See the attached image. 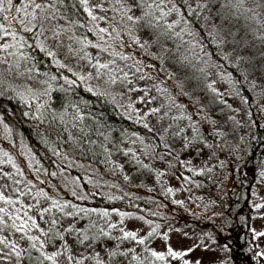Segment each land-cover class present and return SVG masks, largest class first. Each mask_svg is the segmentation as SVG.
Instances as JSON below:
<instances>
[{
  "label": "snow or ice",
  "instance_id": "1",
  "mask_svg": "<svg viewBox=\"0 0 264 264\" xmlns=\"http://www.w3.org/2000/svg\"><path fill=\"white\" fill-rule=\"evenodd\" d=\"M182 48L192 55L181 53ZM209 48L212 50H208ZM37 50L49 58L57 70H66L75 78L63 75V85L59 87L61 92L68 93L73 86L84 85V90L92 96L107 100L110 95L108 89L121 85L128 93L141 92L138 102L142 104H150L158 96L163 97L166 102L150 108L145 117L139 119L152 115L156 116L158 122L166 119L171 121L163 126L159 139L166 141L169 136L182 137L185 141L182 147L188 149L204 141V133L201 131L204 124L209 126L205 132L211 136L223 138L226 133L217 127V121L205 111L199 98L193 97L192 90L186 88L187 74L181 77L176 70L165 67L166 59H172V63L177 66L195 68L205 78L210 75L207 68L211 62V66L223 69L219 73L221 80L228 83L238 96L241 95V90L236 87L238 84H244L251 90L257 87L264 89V83H257L258 80L264 81V0H0V97L10 91L13 95L8 99H15L30 109L22 115L38 122L34 125L36 135L45 145L48 144V136L54 135L57 141L81 147L89 137V126L85 124L86 114L81 106L87 107L90 101L81 98L63 105L62 111L51 109V93L55 90L53 82L57 81V76L40 71L38 65L42 61L32 54ZM214 57L218 59H213ZM146 59L156 63H146ZM193 61H203L204 66L197 67ZM71 62H75L80 70H74ZM228 68L234 71H227ZM145 69H154L156 75ZM161 72L164 73L163 79H159ZM20 77L28 80L45 77L39 82L47 86L39 90L29 84H14L13 81ZM133 78L138 81L151 80L153 83L150 87H137ZM93 81L97 83L93 84ZM205 87L215 96L223 95L215 87L214 81L208 82ZM153 89L158 96L151 95ZM41 98L45 99L41 102ZM241 99L248 103L247 98L241 96ZM220 103L225 101L221 100ZM129 107L136 110L131 104ZM87 117L90 118L91 113H87ZM182 121L185 123L181 124ZM44 124L48 127L43 131L39 130V125ZM143 127L149 132L153 131L147 123ZM0 129L3 139L11 142L13 129L2 115ZM45 132L48 136H45ZM132 135L144 143L142 137L135 133ZM87 142L94 143L90 139ZM205 146L211 147L207 143ZM165 147L170 149L167 143ZM31 151L28 149L25 153L22 150L21 155L31 157ZM52 151L54 155H60L56 149ZM129 153L136 158L131 149L124 154L127 156ZM167 154L170 155L171 150ZM136 160L140 163L138 158ZM4 163L10 164L16 174L23 175L9 152L0 148V165ZM181 163L190 164L191 161ZM31 166L30 163L29 167ZM143 167L147 168L148 165ZM207 170L211 171L210 168ZM188 171L194 175H202L204 170L188 168ZM51 175L55 176L56 173ZM161 175L163 173H158L157 177ZM260 176L264 178V172ZM2 178L13 179V176L0 171V179ZM123 179L128 181L130 177L124 175ZM14 182L20 183L18 180ZM69 183L78 187L79 179H73ZM87 183L97 187L100 181L94 182L89 178ZM109 186L118 187L115 183ZM6 187L7 185H0V205H3L0 206V233L7 229L10 230L9 235H19L18 239H9L0 234V264H21L25 253H28V259L31 260L32 250L39 254L35 257L37 264H60L61 256L66 264H85L86 260L93 261L94 264H109L118 256L129 258L135 264H145L146 261L147 264H163L168 258L182 259L188 255V252L174 251L171 247L166 252H157L146 246L147 240L157 234L159 225L153 227L147 236L140 237L135 231L119 227L124 223L125 217L130 215L128 213L114 210L120 218L118 223H114L109 219L112 215L109 210L78 207L70 201L60 202L43 191L34 194L35 197L50 200L48 208L39 209L38 201L35 205L40 220L49 225L47 229L41 228L37 219L30 215L33 205H25L20 199L6 196ZM14 191L19 196L29 194L28 191ZM167 191L171 193L173 190L169 188ZM96 194L92 193L91 196ZM71 195L78 200L90 199L89 194L78 193L75 187L71 189ZM107 198L121 199L112 195ZM179 203L183 204L182 201ZM254 207L264 208V204ZM54 209L62 217L74 220H84L96 215L104 220L106 226L90 221L80 228L70 224L61 230L60 220H45V215L52 213ZM138 218L144 219L142 216ZM145 223L151 224V221ZM33 230L38 235L32 234ZM113 230H118L121 235L113 236ZM66 234H73L76 244L81 247L87 245L88 248H93L101 239L145 245L143 251L148 256L142 259L135 247L122 250L120 244L105 248L107 259L101 258L98 251L94 254L84 255L81 252L76 255ZM259 237H264V231L253 230V238ZM163 238L165 241L168 239L167 235ZM50 239L60 241L56 251H46ZM19 240H26L30 247H21ZM149 257L154 259L149 260ZM255 257L264 259V251L256 252ZM184 264H189V261L184 260Z\"/></svg>",
  "mask_w": 264,
  "mask_h": 264
},
{
  "label": "trees",
  "instance_id": "2",
  "mask_svg": "<svg viewBox=\"0 0 264 264\" xmlns=\"http://www.w3.org/2000/svg\"><path fill=\"white\" fill-rule=\"evenodd\" d=\"M208 50L212 49L209 48ZM28 51L31 52V49ZM180 52L185 55H192V53L190 51H186L185 48H182ZM32 54L36 55L37 58L42 61L38 65L41 72H49L50 74L57 76V81L53 82V87L55 90L51 93V109H54L58 112L62 111L63 105L78 101L81 98L90 101V104L87 107L83 105L81 106L84 113L86 114L85 124L89 126V137L85 140L81 147H73L71 144H65L62 141H57L54 135L48 136L47 132L44 133L45 136H48V144L45 145L41 141V138L36 135V129L34 128V125H36L38 122L30 120L22 115L24 111H30V109L15 99H8L9 96L13 95L10 91L6 92L3 97H0V115L4 117L5 122L8 123L13 129L11 142L9 140L3 139L2 129H0V148H3L9 152L23 173L22 176L16 174V170L12 168V166L10 168H3L0 166V171L8 172L13 176V179H0V185H7V187L4 189L6 196H11L13 199H20L25 205H33L30 215L37 219L41 228L47 229L49 225L43 220H40L38 216V210L35 205L38 201L39 209L48 208L50 207V200L43 197L34 196L35 193L40 191L47 193L51 198L58 199L60 202L70 201L78 207H84L88 209L94 208L99 210H109L111 212L112 209L118 211H127L136 207V209L143 213L146 218L156 222L155 226L169 223L166 221V218L157 216V212L148 213L147 209H150L152 206L157 207L156 205L158 204L155 197L153 196V193L156 191L153 190L161 189L166 195L164 196L166 199L170 197V193L165 188H163V186L167 182V171H170L175 166V168L182 167L181 172L188 175L193 181H196L200 188L205 192L209 190L211 196L218 195L219 197L223 198V203L220 204V199H217L214 196L213 198L210 197L213 201V205L211 206L215 207L219 205L220 207H225L227 205L226 209L223 208V212L232 211V207L234 209V218H232L231 213L228 215L229 219H232L231 222L229 221L227 224L221 223V227L213 226L210 228V239L215 242H221L231 251L234 264L239 262L237 258H244L243 254L245 252H242L244 247L248 249V253L254 251L252 236L250 233V207L248 200L251 193V187L255 183V180L260 177V173L263 172L264 168V121L260 116L261 112H259L260 114L258 112H253V107H249L252 112H243V132L238 135L239 141L241 142L240 144H232L231 141L226 140L227 138H218L209 135L207 132H205V129H208L209 126L204 124L201 128V131L204 133L205 137L204 141L198 142L188 149H184L183 147H179V150L177 148L173 149L175 146L178 147L180 144L183 145L185 141L182 137L173 138L169 136L166 141L162 143V141L159 139V134L156 131L153 130L152 132H149L148 129L143 127V124L147 123L148 121L146 122L144 119H139L141 117L138 115L136 116L127 113L120 104H118L116 101L114 102L111 98L108 97L107 100L103 98L98 99L86 92L84 90V85L73 86L72 90L68 93L59 91V87L63 85V79L61 78L63 75H67L71 79L75 78L72 77L71 73H68L66 70H57L55 65L51 63L50 59L45 57L44 54L40 53L38 50ZM60 58L63 59L62 57ZM174 58L175 57H173V59ZM204 59H207V57H204ZM213 59H218V57H214ZM65 62L68 63V61ZM166 63L171 64L177 70H180L183 73V76L185 73L187 74L188 82L192 87V89H188L192 90V93L197 95L193 97L199 98V100L203 98L198 96L202 95L204 97V94L208 95L205 85L217 78V76L215 77V75H213V79H211V74L205 78L204 75L196 71L195 68L189 66H177L173 64L172 59H166ZM193 63L196 64L197 67L204 66L203 61H200L199 63L193 61ZM71 66L74 70H80L75 62H71ZM213 68L216 67L212 66V70ZM221 71H223V69L217 68V74H219ZM227 71L231 72L234 70L232 68H228ZM43 79H45V77H37L36 80H28L26 77H20L13 81V83L29 84L36 89L43 90V88L47 86L42 85L39 82ZM186 83L187 81L185 80V84ZM64 87H67V85H64ZM233 93L236 94L234 90ZM236 97L239 99L241 95H236ZM43 99L45 98H41V102ZM162 101L166 102L164 98H162ZM219 104L220 103L217 100V105ZM32 110H34V108ZM87 113H91L90 118L87 117ZM207 113L211 115L210 112ZM213 117L217 121V127H219V125L226 124L227 131H236L238 116L236 113L228 112L226 105L221 107V112H215ZM229 117H233L234 119H229ZM167 121L169 120L166 119L160 123H166ZM170 122L171 121L168 123ZM180 123L183 124L184 122L182 121ZM147 124L149 127L151 126L149 122ZM47 127L48 125L46 124L39 125V130L43 131ZM150 128L153 129L154 126H151ZM221 130L225 131L226 129L222 128ZM173 131H175V127H173ZM133 133L143 138L144 143L142 144L145 145L144 156L147 155L149 151H152L151 161H145L144 157L136 154V158H138L140 161V163H137L136 158H133L131 153H129L127 156L124 154L125 151H127L126 145H124V143L127 142V140H129L132 136H135L132 135ZM88 139L94 141V143H88ZM165 143L170 146V149L165 147ZM205 143L211 145V147H206ZM13 145H15V147H13ZM220 145L223 147H220ZM28 149L32 150L31 157H34V159L31 167H29V164H26L27 166L24 168L22 165L24 157L21 155V151L23 150L25 153H27ZM52 149L59 151L60 155H54ZM169 150H171L170 155L167 154ZM203 150L209 152L208 158L210 161L207 162L205 160L200 166V170H204L202 175H194L193 172L188 171V168H192L191 164H182L181 161L187 162L191 156L196 157V155ZM231 154L237 155L235 164L232 165L233 168L231 167L230 174L232 176V181L235 182V185L232 186L231 189L232 192L228 189L226 191L223 190L222 187L224 186L225 179L223 178L221 172L223 158L228 160ZM168 155L169 158L164 161V167L167 171L163 170V167L159 168L157 165L153 164L152 161L159 158L164 159L168 157ZM65 157H67V159H65ZM219 159H221L220 166L215 168L217 164L216 161ZM118 160H120V162ZM143 165H148V167H143ZM123 166L127 168L126 174H124ZM209 168L211 171L207 170ZM110 169H113V173L111 174L109 172ZM192 169L196 170L194 165ZM93 171H98L100 175L96 176ZM53 172L56 173L55 176L51 175ZM30 173L32 174L30 175ZM158 173H163V175L157 177ZM124 175H128L130 177L129 180L137 181L139 183L138 187L133 188L139 190L138 195L129 196L133 198L130 201L123 198L122 195H113L121 197V199L109 200L107 197L113 192L107 190L106 188H101L100 186L93 187L92 184L87 183V179L89 178H91L94 182L95 179L98 178L103 181L112 178L118 181L117 184L120 182L121 184L127 186L129 180L124 181ZM147 176H152L154 178L152 188L149 190L142 186L143 178ZM103 177L106 178V180ZM73 179H79V186L76 187L77 192L89 194L90 199L78 200L71 195L70 191L72 189V184L69 182ZM16 180L20 181V183L16 184L14 182ZM128 188L131 190L130 186ZM14 189L28 191L29 194L19 196L18 192L14 191ZM92 193L97 194L91 196ZM16 207H19V205H16ZM71 210L72 209H66V211ZM222 216L223 215H219L218 217L221 218ZM51 218H56L61 221V230L68 227L70 224H74L76 228H80L88 224L90 221H95L98 225L106 226L104 220L96 215H92L90 218H86L84 220L79 218L74 220L71 217H62V214L55 209L52 213L45 215V220ZM61 218H64V220ZM109 219L111 222L118 223L120 218L118 215H116V213H112ZM119 227H123L125 229L123 224L119 225ZM125 230L132 231L131 229ZM9 231L10 230L6 229L0 234L8 236L9 239H18L19 234L12 236L9 235ZM32 234L38 235L35 230H33ZM147 234L148 233L141 237H145ZM112 235L119 237L121 233L118 230H113ZM198 236L202 238L200 234H198ZM68 237H71L74 240L73 234H66L67 240ZM152 239L153 237H150L146 242V246L149 249L152 248L148 246ZM18 242L23 248L30 247L26 240H19ZM90 242L91 241H89V243ZM118 242L119 240L101 239L94 245L93 248L99 244L101 246H108L112 248L118 244ZM124 242L126 243L124 247L120 245L122 250L133 247L130 245L131 242ZM59 244L60 241L58 240H48L46 251H56ZM83 247H87V245H84ZM83 247L80 246V249ZM144 247L145 245L137 246V252L141 254L142 259L145 256H148V253L143 251ZM236 247H239V249H236ZM81 252L86 255L89 251L85 252L81 249L79 253ZM74 253L79 255V253ZM38 255L39 254L35 250H32L31 256L33 259L29 260L28 253H25V257L21 261V264H37L35 257ZM118 259H123L125 264H135V262H130L129 258H122L119 256L113 258L110 264L116 262ZM152 259L154 258L149 257V260ZM59 260L60 264H66L63 256L59 257ZM173 260L175 259L168 258V260L163 262V264H169ZM146 263L147 261L145 264ZM45 264H49V262H45ZM155 264H162V262H155Z\"/></svg>",
  "mask_w": 264,
  "mask_h": 264
},
{
  "label": "rangeland",
  "instance_id": "3",
  "mask_svg": "<svg viewBox=\"0 0 264 264\" xmlns=\"http://www.w3.org/2000/svg\"><path fill=\"white\" fill-rule=\"evenodd\" d=\"M146 63H156V61L146 59ZM165 67L169 68L170 70H176L178 74L183 77V73L180 70H177L174 66L171 64H167L165 61ZM145 71L151 73L152 75H156L154 69H145ZM207 71L212 75L210 78L213 79V75L216 79H213L215 81V87L223 93L222 96H215L210 90H208L206 87L205 89L208 92V95L204 94V97L202 95L198 96L203 99L200 100V103L203 104L205 111L210 112L211 116L213 117V114L215 112H221V107H224V105L227 106L228 112L236 113L237 118V128L235 132H229L227 131L226 124L219 125L218 128L222 129L225 128L224 131L226 135L223 138H227V141H231L232 144H240L238 135H240L243 132V122H242V115L243 112H252L249 107H253V112H261L260 116L262 120L264 121V89L257 87L255 90H251L249 87H247L244 84H238L236 87L241 90V96L247 98L248 103H244L241 97L239 99L236 97V94L233 93V89L229 86L228 83L221 80L220 75L217 74V68H213L209 65L207 68ZM164 73L161 72L159 74V79H163ZM135 80V78H133ZM252 79V77H250ZM186 88L192 89L190 83L188 82V79H186ZM93 84H96V81L92 82ZM153 82L149 80L144 81H138L135 80V84L137 87L142 86H151ZM258 84L264 83V81H257ZM169 85H171V82H169ZM110 95L108 96L111 98L114 102L116 101L118 104H120L124 110L127 113L138 115L139 117H145V114L148 112V110L152 107H158L161 103H164L162 101L163 97H159L158 94L153 89L151 92V95L158 96V98L153 101L150 104H142L138 102V98L142 95L141 92H131L128 93L123 86L116 85L111 89H108ZM193 96H197L196 94H193ZM221 97V98H220ZM114 98V99H113ZM207 98V99H206ZM217 100L220 103L221 100H224L225 103H220L217 105ZM185 102L187 100L185 99ZM133 105L136 109L133 111L132 108L129 107V105ZM230 105V107H229ZM214 118V117H213ZM144 120L149 122L151 126H154L153 130L156 131L158 134L162 130L163 126L166 125L169 121L166 123H160L158 122L156 116L148 115ZM147 122V123H148ZM185 123V122H184ZM150 126V127H151ZM236 135V136H235ZM165 141H162V143ZM126 145L127 150L131 149L132 152L135 154L144 157L145 161H151V153L152 151H149L147 155L145 154V145H143L140 140L136 138V136H132L127 142L124 143ZM179 147H182L180 144L178 147L175 146L173 149L177 148L179 150ZM205 148V146L203 145ZM237 148V147H235ZM172 149V148H171ZM226 151V149H225ZM208 151L203 150L200 151L196 157H190L189 160L191 161V166L193 168H196V170H200V166L203 164V162L206 160L207 162L210 161L208 158ZM22 165L24 168H26V164H32L33 159L27 155H22ZM237 155L231 154L229 156V159L226 160L223 158L222 162V175L225 179L224 186L222 187L223 190H230L232 189V186L235 185V182L232 181L231 174V167L235 164V159ZM167 158H159L157 160L152 161L153 164L157 165L159 168L163 167V170H166L164 167V161L167 160ZM120 162V160H118ZM215 168L220 166L221 159L216 161ZM3 168H10L11 165L8 163H5L3 165H0ZM182 167H173L170 171H167V182L164 184L163 188L166 190L171 188L173 191L169 194L170 197L166 199L164 196H166L161 189L159 190H153L156 191L153 193V196L156 199V202L158 203L157 207H150V209H147L148 213H154L157 212V216L166 218V221L169 223H164L159 226L157 234L153 236L152 241L148 245L149 247H152L151 250H155L157 252H166L168 247H171L174 251L178 252H188V255L183 257L182 259H175L171 261L169 264H184V260L189 261V264H234L232 258L231 251L225 247L221 242H215L210 239V228L213 226L221 227V223L227 224L229 221L231 222L232 219H229L228 215L229 213L232 214V218H234V209L232 207V211L230 212H223V208H227V205L225 207L218 206H211L213 205V201L210 197L213 198L214 195H210V191L207 190L205 192L203 189L200 188L198 183L196 181H193L188 175L181 172ZM233 168V167H232ZM124 174L127 172V168L123 166ZM96 176L100 175L98 171H93ZM110 174L113 173V169L109 170ZM264 172V168H263ZM32 173H30L31 175ZM249 174V173H248ZM250 176V174H249ZM184 177H188V180H185ZM38 178V177H37ZM104 178V177H103ZM106 180V178H104ZM100 181L99 185L101 188H106L107 190H110L113 192L111 195H122L123 198L127 199L128 201L132 200V197L129 196H136L138 195V189H133L138 187L139 183L137 181H128V185L130 186L131 190L128 188L129 186L123 185L118 181L109 178L106 180L107 183H104L105 181L101 179H95V182ZM115 183L118 185V187H110L109 184ZM154 183V178L152 176H147L143 178V187L147 190L152 188V184ZM49 185V184H48ZM76 186L72 185V188ZM66 188V186H65ZM60 191V190H59ZM77 191V189H76ZM232 192V191H231ZM71 193V191H70ZM217 199H220L222 204L223 198L219 197L218 195H215ZM183 202V204L179 202ZM249 207H250V233L252 236V244L254 247V251H251V253H248V249L246 247L243 248L242 252H245L244 258L239 257L237 258L239 262L236 264H264V259H260L258 257H255V253L259 251H264V237H259L258 239L253 238V230L256 232L264 231V208L256 209L254 205L257 204H264V178L261 176L255 180V183L251 187V193L249 197ZM213 207V208H211ZM115 209H112V213H116L114 211ZM158 210V211H157ZM130 214L129 216L125 217L123 226L125 229H131L132 231H135L138 233V236H144V234L152 231V228L155 227L154 221L146 218V216L139 212L136 207H134L131 210L127 211H119ZM145 212V213H147ZM223 215L221 218L218 216ZM144 217L143 220L139 219L138 217ZM64 220V218H61ZM66 220V219H65ZM145 221H151V224L145 223ZM202 238H200L198 236ZM167 235L168 239L167 241L164 240V236ZM68 243L73 246V252L79 253L81 249L85 252L89 251L86 255L89 253L94 254L96 251L100 252L101 258L107 259L105 248H110L108 246H101L96 245L95 248H88L83 247L80 249V246L75 243V241L68 237ZM109 243V242H106ZM122 247L126 245L125 242H118V244ZM114 244V243H113ZM133 247L137 249L138 245H135L133 242L131 244ZM236 249H239V247H236ZM190 250V251H189ZM249 254V255H248ZM238 256V254H237ZM123 258V257H122ZM235 258V257H234ZM123 259H118L116 262L112 264H125L123 262ZM111 261L109 262V264ZM85 264H94L93 261L86 260ZM147 264V263H146Z\"/></svg>",
  "mask_w": 264,
  "mask_h": 264
}]
</instances>
